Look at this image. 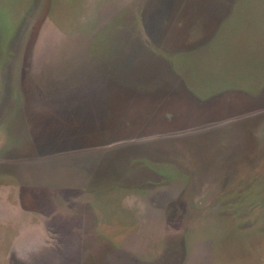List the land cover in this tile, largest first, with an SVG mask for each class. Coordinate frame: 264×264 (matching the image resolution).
Listing matches in <instances>:
<instances>
[{"label":"rangeland","instance_id":"1","mask_svg":"<svg viewBox=\"0 0 264 264\" xmlns=\"http://www.w3.org/2000/svg\"><path fill=\"white\" fill-rule=\"evenodd\" d=\"M0 264H264V0H0Z\"/></svg>","mask_w":264,"mask_h":264}]
</instances>
